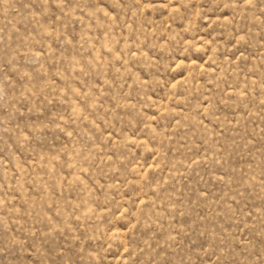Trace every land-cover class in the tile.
Returning <instances> with one entry per match:
<instances>
[{"label":"rangeland","instance_id":"rangeland-1","mask_svg":"<svg viewBox=\"0 0 264 264\" xmlns=\"http://www.w3.org/2000/svg\"><path fill=\"white\" fill-rule=\"evenodd\" d=\"M0 264H264V0H0Z\"/></svg>","mask_w":264,"mask_h":264}]
</instances>
